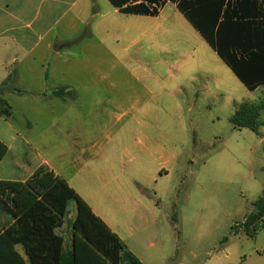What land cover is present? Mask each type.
I'll return each mask as SVG.
<instances>
[{"label":"rangeland","instance_id":"374dc122","mask_svg":"<svg viewBox=\"0 0 264 264\" xmlns=\"http://www.w3.org/2000/svg\"><path fill=\"white\" fill-rule=\"evenodd\" d=\"M172 26L154 35L151 49L130 51V69L109 72L115 77L98 99L83 97V74L96 67L91 57L74 63L63 83L74 88L66 105L10 98L14 120L0 117V139L10 148L0 179H27L41 153L67 179L79 172L73 186L83 190L89 181L95 207L135 250L167 253L168 264H242L264 253V220L255 232L244 228L264 189V140L230 119L233 102L264 101V85L250 92L200 36ZM74 212L71 202L63 234Z\"/></svg>","mask_w":264,"mask_h":264},{"label":"trees","instance_id":"16d2710c","mask_svg":"<svg viewBox=\"0 0 264 264\" xmlns=\"http://www.w3.org/2000/svg\"><path fill=\"white\" fill-rule=\"evenodd\" d=\"M167 0H109L122 13L158 16ZM249 90L264 85V0H170ZM0 87V116L12 107ZM264 101L242 102L231 116L237 130L261 136ZM8 147L0 140V160ZM75 202L72 243L57 233ZM244 228L249 234L264 220V189L252 204ZM253 236V234H251ZM22 245L27 258L17 250ZM0 264H143L90 206L48 166L26 182L0 180Z\"/></svg>","mask_w":264,"mask_h":264},{"label":"crops","instance_id":"0c3cea01","mask_svg":"<svg viewBox=\"0 0 264 264\" xmlns=\"http://www.w3.org/2000/svg\"><path fill=\"white\" fill-rule=\"evenodd\" d=\"M168 7L170 14L165 13ZM170 16L174 26L178 24L181 27L184 26L185 30L190 33L189 37H201L210 47L177 9V5L170 0L166 1L159 15L155 17L122 13L109 0H0V87H3V83L6 81L11 82L10 87H4L3 96L9 103L10 98L20 97L37 99L52 109L58 105L64 106L67 104L71 93H74L73 85L63 84L70 79L71 75L72 79L74 68L72 66L76 62L88 63V57H91L90 61L95 62L96 67L92 66V69L85 70L87 73L83 74V97L98 99L104 94L101 90L102 83L115 77L109 72L116 73L118 66H122L124 69L129 66L130 69L133 63L130 51L151 49L155 45L154 35L156 33L167 34L168 28L173 27L172 23H169ZM76 50L81 52L80 58H76ZM214 53L216 54L215 51ZM83 58L85 59L83 60ZM160 62L167 67L168 63L165 59ZM179 63L182 64V61L180 60ZM177 68L179 72L183 66H177ZM234 77L236 78L235 75ZM231 78L235 82V79ZM212 79V76L206 75L204 80L210 81ZM35 82L41 83L37 89L28 85V83ZM84 83H90V85L84 86ZM59 88H63V91L58 94ZM257 90L258 88L253 92ZM233 103L235 105L241 104V102ZM10 105L12 117L9 119L13 121V104ZM26 125L28 128L33 127L30 123H26ZM16 137L20 136L16 135ZM260 138L264 140V126L261 129ZM94 142H91L92 146L96 145L93 144ZM23 143L29 146L33 145V142L26 138L23 139ZM38 157L40 163L37 168L46 165L65 179L90 206L93 213L119 237L127 250L135 255L141 263L168 264L169 259L172 260L167 253H146L140 251L136 245H134L135 250L129 244L124 243L117 230L118 227L108 218L102 216L95 207L96 203L92 195L90 196L84 187V183L89 184V181L84 182L83 179V190L79 189L77 188L79 186H73L79 177V172L71 179H67L59 170L56 171L41 153H38ZM86 166L88 167V163ZM28 178L20 182H26ZM70 204L71 202L69 206ZM75 216L76 212H74L73 219ZM66 222H68L67 219L63 226L57 229V233L65 239V247L72 243V228L68 234L61 232ZM19 247L22 249L19 250ZM17 250L23 257L27 258L22 245H17ZM252 259H255V264H264V253H252L245 256L242 264H249Z\"/></svg>","mask_w":264,"mask_h":264}]
</instances>
